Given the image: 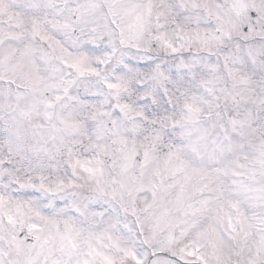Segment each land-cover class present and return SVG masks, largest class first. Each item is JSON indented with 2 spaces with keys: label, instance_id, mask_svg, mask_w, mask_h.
Instances as JSON below:
<instances>
[{
  "label": "snow or ice",
  "instance_id": "obj_1",
  "mask_svg": "<svg viewBox=\"0 0 264 264\" xmlns=\"http://www.w3.org/2000/svg\"><path fill=\"white\" fill-rule=\"evenodd\" d=\"M0 264H264V0H0Z\"/></svg>",
  "mask_w": 264,
  "mask_h": 264
}]
</instances>
